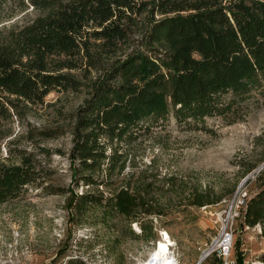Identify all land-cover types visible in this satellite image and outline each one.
Here are the masks:
<instances>
[{
    "label": "trees",
    "instance_id": "16d2710c",
    "mask_svg": "<svg viewBox=\"0 0 264 264\" xmlns=\"http://www.w3.org/2000/svg\"><path fill=\"white\" fill-rule=\"evenodd\" d=\"M18 3L21 10L31 7L37 13L0 27V122L24 110L19 101L41 105L52 91L79 90L83 83L75 72H83L87 97L70 120L76 185L110 184L125 164L120 148L141 130L148 132L146 123L170 116L178 123L226 118L236 112L238 102L264 94V0ZM55 129H38L36 136L52 137ZM16 150L17 163L0 160V202L43 184L35 153ZM254 167L243 164L245 173ZM252 182L243 225L260 224L264 234V167ZM220 197L197 191L191 203L211 204ZM69 204L77 212L101 207L105 219L122 215L139 221L142 234L146 227L141 215L153 213L148 201L127 186L107 197L101 192L74 193ZM259 260L264 263V252ZM64 264L89 263L69 257ZM237 264H243L242 255Z\"/></svg>",
    "mask_w": 264,
    "mask_h": 264
},
{
    "label": "rangeland",
    "instance_id": "374dc122",
    "mask_svg": "<svg viewBox=\"0 0 264 264\" xmlns=\"http://www.w3.org/2000/svg\"><path fill=\"white\" fill-rule=\"evenodd\" d=\"M36 13L31 7L21 10L18 0H6L0 27ZM75 74L83 83L79 90L52 91L41 105L19 101L24 110L0 122V160L17 163L16 149L32 151L43 176L42 186L28 187L19 197L0 202V264H64L69 257L89 264H139L158 246L163 232L173 242L168 251L179 264H194L200 249L216 234L222 200L250 172H244L243 164L256 168L264 161V94L238 102L236 112L226 118L178 123L170 116L146 123L148 132L141 130L120 148L125 158L122 171L112 175L107 186L96 188L76 185L72 178L70 120L88 91V78L81 71ZM201 125L208 130L195 128ZM42 128H56V134L36 136ZM254 176L246 181L249 195ZM48 186L60 192H51ZM120 186L142 195L152 207L153 213L141 215L144 234L139 221L122 215L105 219L101 207L77 212L69 204L74 193L101 192L107 197ZM205 190L220 199L192 204L193 194ZM242 216L243 209L234 221L232 255L237 261L242 255L243 264H249L264 252V234L261 225L260 232L257 227L245 228Z\"/></svg>",
    "mask_w": 264,
    "mask_h": 264
},
{
    "label": "built area",
    "instance_id": "2783aa9c",
    "mask_svg": "<svg viewBox=\"0 0 264 264\" xmlns=\"http://www.w3.org/2000/svg\"><path fill=\"white\" fill-rule=\"evenodd\" d=\"M249 189L246 182L239 183L233 194L222 200L223 208L218 215V228L216 234L209 243L205 244L199 253L194 264H237L236 258L232 255L234 243V221L245 208L249 198ZM245 228L250 226L244 225ZM260 232V224H255ZM146 261L139 262L144 264ZM155 263V261H153ZM177 264L179 262L177 261ZM249 264H264L259 260L251 261Z\"/></svg>",
    "mask_w": 264,
    "mask_h": 264
},
{
    "label": "bare ground",
    "instance_id": "6f19581e",
    "mask_svg": "<svg viewBox=\"0 0 264 264\" xmlns=\"http://www.w3.org/2000/svg\"><path fill=\"white\" fill-rule=\"evenodd\" d=\"M161 236L158 246L150 253L144 264H177V259L168 251L173 242L170 241L166 232H163Z\"/></svg>",
    "mask_w": 264,
    "mask_h": 264
},
{
    "label": "water",
    "instance_id": "95a60500",
    "mask_svg": "<svg viewBox=\"0 0 264 264\" xmlns=\"http://www.w3.org/2000/svg\"><path fill=\"white\" fill-rule=\"evenodd\" d=\"M264 167V161L257 166L256 168L252 169L249 173H247L241 180L240 183L246 182L250 177L254 176L257 172H259Z\"/></svg>",
    "mask_w": 264,
    "mask_h": 264
}]
</instances>
